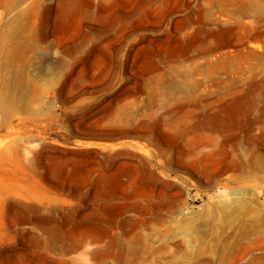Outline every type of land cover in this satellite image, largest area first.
Masks as SVG:
<instances>
[{
    "label": "rangeland",
    "instance_id": "obj_1",
    "mask_svg": "<svg viewBox=\"0 0 264 264\" xmlns=\"http://www.w3.org/2000/svg\"><path fill=\"white\" fill-rule=\"evenodd\" d=\"M63 1L0 0V264H217L236 184L202 171L226 177L249 127L264 138V29L241 13L264 0ZM207 114L234 138L200 143L191 128ZM173 140L203 150L158 153ZM242 188L264 212V171ZM184 216L201 236L165 232ZM249 241L228 264L264 253Z\"/></svg>",
    "mask_w": 264,
    "mask_h": 264
},
{
    "label": "bare ground",
    "instance_id": "obj_2",
    "mask_svg": "<svg viewBox=\"0 0 264 264\" xmlns=\"http://www.w3.org/2000/svg\"><path fill=\"white\" fill-rule=\"evenodd\" d=\"M79 2L80 0H64L59 6L61 9L67 10L72 6L79 4ZM241 13L245 15L252 13L255 17L256 24L264 29V12ZM163 101L162 98H159V96L155 97L154 95H150L147 103L149 104V106H158L162 104ZM122 119V116L120 117L114 115L110 123L112 125H115L117 121ZM259 121L261 126H264L263 110H261L257 119L254 120V122ZM251 128L252 127H249L247 133L244 132L246 138H243L247 142V145L244 146L245 150L241 151L240 148L243 147L241 143L238 145L236 144V147H239V151L235 153L234 157L230 158L226 163H224L222 171H229L226 177L220 179L218 176H210V174L206 170L202 171V175L206 178V183L210 187L215 186V184H220L224 188L225 186L228 187V183H233L234 185L236 184L235 186H233L235 191L231 193L233 203L225 202L221 203L219 206L223 216L221 219V224L224 227L225 233H223V237L219 236V234H216L218 245L216 246L217 248H214L213 250H216L215 254L217 255V264H228L229 260L226 261L227 255L231 252L236 251L237 248L241 246V244L245 245V247L248 248L250 246L249 240L253 237L258 239V243H264V239H262L264 234V212L260 211V209L258 208V202L255 198L254 193H250L248 195L247 192L242 188V186L244 185V181L255 180L258 176V172L264 171V138L260 135H253L252 133H250ZM230 130L231 128L228 126V124L220 121L212 114L204 115L198 121V123L191 128V131L194 133L195 137L198 138L200 143L202 141V143L212 146L215 144L224 145V142L226 140H230L232 137L234 138V136H231ZM254 139L258 140V142H250ZM202 150L203 149H201L199 145L185 147L177 140H173L171 142H165V147L159 148L158 153L170 154L178 159H181L184 156L191 158L192 156L202 152ZM119 178L120 174L118 171L117 173L100 172L98 176L99 183L102 186L110 184L113 181H118ZM237 189L241 190L238 191ZM247 197H249L250 200L254 203L253 207H249V204H246L244 202L245 198ZM208 215L210 216V218L211 215L213 216L211 211L208 212ZM177 223H179L180 226H178L176 230L167 228L165 232L171 234L173 233V231H185V233L187 234L201 236L202 223L196 221L195 219H193V217L184 216L183 218L179 219ZM88 243L93 247L91 255L94 260L96 262H101L102 255L104 254V250L101 248V240L99 238H92L90 241H88ZM243 264H264V253L250 256Z\"/></svg>",
    "mask_w": 264,
    "mask_h": 264
}]
</instances>
